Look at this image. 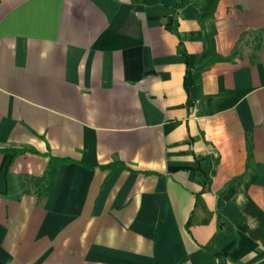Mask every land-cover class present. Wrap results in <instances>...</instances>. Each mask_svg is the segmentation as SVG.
<instances>
[{
	"label": "crops",
	"instance_id": "crops-1",
	"mask_svg": "<svg viewBox=\"0 0 264 264\" xmlns=\"http://www.w3.org/2000/svg\"><path fill=\"white\" fill-rule=\"evenodd\" d=\"M178 1L0 0V264H264V0Z\"/></svg>",
	"mask_w": 264,
	"mask_h": 264
},
{
	"label": "trees",
	"instance_id": "trees-1",
	"mask_svg": "<svg viewBox=\"0 0 264 264\" xmlns=\"http://www.w3.org/2000/svg\"><path fill=\"white\" fill-rule=\"evenodd\" d=\"M189 0H179L177 3H176V7H180L182 6L183 4L187 3ZM248 145V153H249V150H250V147H249V142L247 143ZM23 150H17V152H21ZM248 160H249V156H248ZM59 161L58 159H55V158H51L50 162L53 164L55 162ZM63 161V160H61ZM51 173L49 171H46L41 177L35 179V183L37 184H45L44 187H43V191L44 192H48L50 186H51ZM231 183V182H230ZM229 184V183H228Z\"/></svg>",
	"mask_w": 264,
	"mask_h": 264
}]
</instances>
